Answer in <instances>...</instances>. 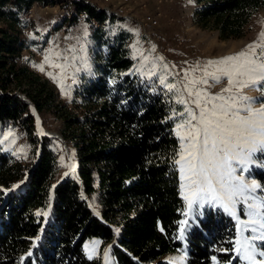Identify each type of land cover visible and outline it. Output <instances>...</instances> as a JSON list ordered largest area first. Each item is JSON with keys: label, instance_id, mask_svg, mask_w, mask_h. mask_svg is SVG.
Returning a JSON list of instances; mask_svg holds the SVG:
<instances>
[{"label": "trees", "instance_id": "trees-1", "mask_svg": "<svg viewBox=\"0 0 264 264\" xmlns=\"http://www.w3.org/2000/svg\"><path fill=\"white\" fill-rule=\"evenodd\" d=\"M84 1L0 0V126L18 129L33 159L27 167L0 143V264H103L106 247L108 264H180L173 258L179 253L183 264H245L222 211L210 208L185 222L173 163L178 119H169L174 95L137 71L127 32H111L122 19ZM197 2L196 24L220 40L245 37L254 14L264 10V0ZM48 5L60 9L54 25L71 27L78 18L98 25L89 72L64 103L21 61L28 11ZM104 22L108 29H99ZM16 93L40 123L44 113L59 122L74 173L59 175L56 141L38 134L29 105ZM251 176L264 183V168H253ZM89 241L99 243L91 259L84 248Z\"/></svg>", "mask_w": 264, "mask_h": 264}, {"label": "snow or ice", "instance_id": "snow-or-ice-1", "mask_svg": "<svg viewBox=\"0 0 264 264\" xmlns=\"http://www.w3.org/2000/svg\"><path fill=\"white\" fill-rule=\"evenodd\" d=\"M84 36L87 37L86 31ZM261 38L264 39V33ZM248 49L219 61L182 69L179 86L166 83V75L159 79L168 92L179 94L176 103L183 106V111L169 117L173 120L182 117L176 123L175 134L180 143L173 163L185 202L183 214L187 216L206 204L222 208L236 222L237 236L233 242L236 255L245 264H264V183L250 175L253 168H264V106L254 110L252 98L242 94L244 89L264 93V44L254 43ZM61 58V53L54 49L44 57L49 67L60 69L56 76L49 73L54 82L68 67L54 62ZM157 59L163 61V57ZM83 67H87L86 62ZM163 67L167 72V65ZM39 70L44 71V65ZM155 75L153 71L149 79ZM224 79L228 87L222 93L227 95L207 91ZM43 215L46 217L47 213ZM180 224L179 238L183 239L185 222ZM32 246H36L35 241ZM104 255L108 264L109 253L106 251Z\"/></svg>", "mask_w": 264, "mask_h": 264}, {"label": "rangeland", "instance_id": "rangeland-1", "mask_svg": "<svg viewBox=\"0 0 264 264\" xmlns=\"http://www.w3.org/2000/svg\"><path fill=\"white\" fill-rule=\"evenodd\" d=\"M88 1L97 5L100 9L103 7L112 9L117 4V0ZM139 1H133L132 11L134 12V19L116 16L122 19V22L114 23L111 32L116 33L119 29L127 32L126 43L135 61L136 68L147 77L155 71L157 75L151 77L156 78L159 83V77L166 75V83H174L179 86L182 84V69H189L197 63L203 65L208 61H219L241 52H248V46L254 43L258 45L264 44V39L261 38V33H264L263 9L257 11L252 17L251 31L245 37L220 40L216 31L200 28L196 24L194 12L199 7L197 0H191V2L190 0H145V8L135 6V3ZM59 12L58 6L52 7L51 5L44 8L36 6L28 11L26 29L22 31L21 35L22 38L27 39L28 48L22 52L21 61L31 71L38 74L40 78L46 80L55 90L58 100L64 103L73 94L74 87L81 83L83 74H88L89 72L90 62L95 50L91 35L98 25L87 22L83 18H78L77 22L71 27L67 24L61 25L59 20L54 25ZM144 14H150L145 15L146 31H142L139 26V21H142ZM152 20L157 21L154 27L150 25ZM59 26L61 28L58 29L57 27ZM99 29L107 30V22L100 25ZM85 31L87 32V37L84 36ZM82 48L84 49L83 51L81 50ZM153 48H155V51L152 50ZM53 49L62 55L59 61L54 62L68 65L66 71L57 78L56 82L49 76V73L56 76L60 69L49 67L44 60L45 55ZM69 49H74V51H68ZM65 56L67 60L63 59ZM158 57H163V61L158 60ZM84 62L87 64L86 68L83 67ZM40 65H44V71L39 70ZM163 65H167V72H165ZM77 69L80 70L78 71ZM197 75H200V73H197ZM226 87H228V84L227 80L224 79L221 83L207 88V91L212 95H227V93H222V90ZM172 94L176 104L175 112L183 111V106L176 103L179 94L176 92H172ZM242 94L252 98L254 110L264 106V102H262L264 93L244 89ZM42 118L43 124L34 117L35 127L39 135L49 136L56 141L55 151L61 169L59 175L61 176L68 172L72 165L74 166V153L64 141L61 142L57 138L50 136V134L60 136L59 122L48 113H44ZM177 119V122H179L182 117L177 116ZM41 130H44L45 133L41 132ZM0 143L5 151L22 160L27 167L32 164L33 159L29 148L18 129L13 128L9 124L1 125ZM72 170H75V168L72 167ZM92 208L96 212L95 207ZM210 208L222 211L232 221L234 225L233 233L236 239V222L222 208L208 204L203 208L197 207L189 212L185 222H192L200 213ZM241 217L244 218L242 213ZM94 242L96 241H89L84 245L89 255H95L99 247V243ZM107 250L108 247L102 253L104 256L103 262L105 260L104 254ZM173 258L175 261H179L180 264H183L185 260L183 253L175 255Z\"/></svg>", "mask_w": 264, "mask_h": 264}, {"label": "bare ground", "instance_id": "bare-ground-1", "mask_svg": "<svg viewBox=\"0 0 264 264\" xmlns=\"http://www.w3.org/2000/svg\"><path fill=\"white\" fill-rule=\"evenodd\" d=\"M84 1V0H83ZM131 2H124V8H120V14H119V6L118 4L114 5L112 7V9L110 7H103L101 10L107 12V13H110V14H113L119 18H126V19H133L129 16V11H132V8H133V4H134V0H130ZM136 1V0H135ZM139 1V0H138ZM84 2H88V1H84ZM139 3V2H138ZM135 6H136V3H135ZM156 23L157 21L156 20H152L150 22V25L152 27L156 26ZM146 24V22H145ZM140 26V25H139ZM142 31H145V30H142ZM145 33V32H144ZM36 115V113H35ZM41 132H44V130H41ZM45 133V132H44ZM72 167H74L73 165L71 166V168L69 169L70 172H75V170H72Z\"/></svg>", "mask_w": 264, "mask_h": 264}, {"label": "built area", "instance_id": "built-area-1", "mask_svg": "<svg viewBox=\"0 0 264 264\" xmlns=\"http://www.w3.org/2000/svg\"><path fill=\"white\" fill-rule=\"evenodd\" d=\"M124 2H131L130 0H117V4L119 6V14H120V8H124ZM136 6H139L140 8H145V0H140L139 3H136ZM145 15H150V14H144L142 21H139V25L142 30L146 31V24H145ZM129 16L134 19V12L129 11Z\"/></svg>", "mask_w": 264, "mask_h": 264}, {"label": "water", "instance_id": "water-1", "mask_svg": "<svg viewBox=\"0 0 264 264\" xmlns=\"http://www.w3.org/2000/svg\"><path fill=\"white\" fill-rule=\"evenodd\" d=\"M16 95L19 96V97H20V98H21L26 104L29 105L33 117H35V119L37 120V117H36V115H35V113H36L35 109H34L33 106H31V105L29 104V102L25 99L24 95H20V94H17V93H16ZM50 136L55 137V138H57L58 140H60L61 142H63L61 136H58V135H56V134H50ZM66 156H67V155H66ZM69 173H70V171L68 170L67 175H68ZM81 184H82V183H81ZM91 209H92V211L94 212V214H96L97 216H99V214H98L97 212H95V211L93 210L92 207H91ZM107 251H108V250H107ZM103 263L105 264V260H104Z\"/></svg>", "mask_w": 264, "mask_h": 264}]
</instances>
